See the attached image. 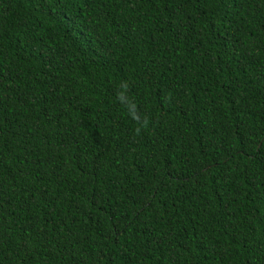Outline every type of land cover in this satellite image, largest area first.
<instances>
[{"label": "trees", "instance_id": "obj_1", "mask_svg": "<svg viewBox=\"0 0 264 264\" xmlns=\"http://www.w3.org/2000/svg\"><path fill=\"white\" fill-rule=\"evenodd\" d=\"M0 264H264V0H0Z\"/></svg>", "mask_w": 264, "mask_h": 264}, {"label": "clouds", "instance_id": "obj_2", "mask_svg": "<svg viewBox=\"0 0 264 264\" xmlns=\"http://www.w3.org/2000/svg\"><path fill=\"white\" fill-rule=\"evenodd\" d=\"M137 132H139V129H137Z\"/></svg>", "mask_w": 264, "mask_h": 264}]
</instances>
